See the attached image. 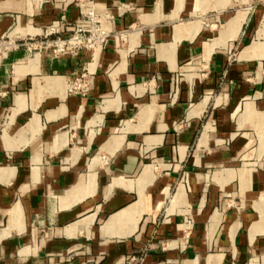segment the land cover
<instances>
[{"label":"crops","instance_id":"0c3cea01","mask_svg":"<svg viewBox=\"0 0 264 264\" xmlns=\"http://www.w3.org/2000/svg\"><path fill=\"white\" fill-rule=\"evenodd\" d=\"M86 1L92 58L11 47ZM0 44V264H264V0H0Z\"/></svg>","mask_w":264,"mask_h":264},{"label":"built area","instance_id":"2783aa9c","mask_svg":"<svg viewBox=\"0 0 264 264\" xmlns=\"http://www.w3.org/2000/svg\"><path fill=\"white\" fill-rule=\"evenodd\" d=\"M108 20L107 9L99 8L93 1H86L78 21L67 28L66 31L63 32L52 28L49 31H45L37 39L12 43L11 47L23 46L28 51H32L33 54L44 53L52 60H74L84 53H88L92 58L109 38V31L105 26ZM125 36V32L118 33V38L121 40ZM1 48L2 45L0 44V50ZM205 75L201 71L198 76L201 78ZM88 76L87 69L82 67L79 74L67 77V93L69 95H85L89 90Z\"/></svg>","mask_w":264,"mask_h":264}]
</instances>
